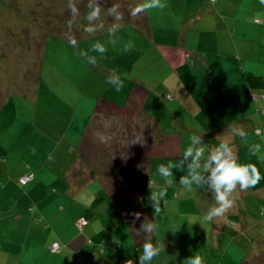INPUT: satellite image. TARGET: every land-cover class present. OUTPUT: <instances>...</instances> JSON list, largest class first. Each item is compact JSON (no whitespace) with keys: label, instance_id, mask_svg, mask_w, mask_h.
Wrapping results in <instances>:
<instances>
[{"label":"crops","instance_id":"obj_1","mask_svg":"<svg viewBox=\"0 0 264 264\" xmlns=\"http://www.w3.org/2000/svg\"><path fill=\"white\" fill-rule=\"evenodd\" d=\"M133 1L132 7L141 2ZM164 2L167 7L133 17V23L143 27L157 43L162 60L185 69L187 90L200 100L189 99V114L194 117L193 110L199 112L206 107L202 111L204 115L197 120L200 129H193L184 120L174 126H163L155 117L139 118L138 113L139 119L130 120L120 109L123 105L120 98L114 96L112 103L98 100L95 104H83L78 106L80 116H77L76 108L66 119H53L51 128L27 133L23 137L26 139L24 146L5 149L1 146L0 264H125L127 259L139 264L145 234L136 236L135 229L144 222L145 216L153 219V208L148 199L151 189L147 187L146 198H136L133 194L136 192L119 178L120 168L147 174L153 191L166 188L161 201L166 211L156 217L159 230L153 234V243L159 242L161 252L152 264H188V261L183 263L180 256L182 251L189 250L185 241L193 238L191 247L194 252H200V248L205 247V236L199 235V226L193 230L189 226L186 231L177 229L176 238L171 225L185 217L187 224L195 226L201 220L206 230L203 217L211 208L210 191L195 186L192 191L185 190L179 179L186 174V167L184 171L173 169V175L168 178L171 184H166L155 171L160 164L178 166L182 152L190 142L189 137L196 131H202L206 156L224 139H215L213 131L220 132L231 126L241 127L248 133L247 143L232 135L228 142L240 162L256 164L262 179L254 188L234 194V207L227 213L229 215L216 219L212 228L214 236L207 244L217 251L226 244L221 264H227L225 258L232 244L239 243L238 232L248 240L253 231L248 224H241L237 231L231 228L227 231L226 222L222 220L238 215V198L241 201L244 195L248 196L249 202L264 204V161L248 152L253 143H260L264 151V140L255 134L257 127L264 131V5L260 0H215L213 4L209 0ZM126 19L124 16L122 26ZM171 43L175 45H169ZM171 81L174 82L172 91H184L183 84L177 79L173 77ZM174 95L177 103L185 98L183 93ZM168 102L171 108L176 104ZM210 106L214 110H210ZM133 108L131 114L137 110L135 106ZM82 126H85L84 131ZM100 128L99 133L104 136L107 128H128L131 133L135 132L132 153L129 156L119 154V160L108 154L113 157L109 158L110 162L105 158L101 163L103 166L89 162L87 155L99 159L103 153L107 154L105 148L109 147L108 153L112 150V154L115 148L110 141L109 146L93 142L91 149L82 153L87 133L92 129L98 139L96 134ZM123 135L126 139V133ZM106 137L112 138L109 133ZM122 146L126 150L124 140ZM50 153L54 157L51 162L48 160ZM27 174H32L33 179L21 185L19 178ZM192 194L196 195L192 197ZM135 212H140L141 217L133 224ZM254 214L249 210L248 215ZM80 217L86 224L79 231L75 221ZM247 220L246 215L245 222ZM223 228L227 235L220 232ZM185 235L191 237L185 239ZM52 243L59 244L58 253L49 251ZM263 244L259 243L262 249Z\"/></svg>","mask_w":264,"mask_h":264},{"label":"rangeland","instance_id":"obj_2","mask_svg":"<svg viewBox=\"0 0 264 264\" xmlns=\"http://www.w3.org/2000/svg\"><path fill=\"white\" fill-rule=\"evenodd\" d=\"M133 2V0H101L102 7L105 8L110 7L111 3H119L121 11L127 17L124 26L116 33L119 43L113 47L107 43V28L112 23V18L102 12L101 19L105 22L104 30L91 35L84 32L81 26L87 25V0H77L80 10L78 25L80 26L73 25V33L77 39V47L74 48L65 38L67 22L71 18L67 7L68 0H0V148L1 146L3 149L20 147L22 144L24 146L26 139L23 137L27 133L36 129L42 130L45 127L51 128L52 121L56 117L66 119L70 113H75L76 108L77 116H80L81 110L78 106L95 104L98 100L112 103V99L116 96L123 103L120 109L130 120H136L138 115L139 118L152 116L163 126L167 124L174 126L184 120L193 129H200L197 126V120L204 115L202 111L206 107L203 106L199 112L193 110L194 117L189 114L187 107L189 99L200 100L187 90L189 84L186 71L183 67L176 68L165 59L162 60V52L158 49L157 43L150 39L149 33L143 27L133 23V17L129 13ZM83 39L86 40L80 41ZM129 40L134 47L128 52L122 51L123 44ZM96 41L105 43L107 51L103 55L90 53L97 56V62L89 64L85 57L78 55V52L89 50ZM194 45L197 47L196 44ZM113 73L123 81V88L119 92L107 82ZM173 77L183 84V92L171 90V88L174 89V82L171 81ZM174 93L180 95L183 93L185 98L177 103ZM205 100L209 101L208 98ZM168 101H174L176 104L171 108ZM134 106L137 110L131 114ZM209 109L214 110L212 106ZM167 116L170 117L164 120ZM172 118L174 121H170ZM205 123L208 127V122ZM98 126L96 124V127ZM84 129L85 126H82L81 130L84 131ZM106 130L105 136L109 133L112 137L106 142L101 143L99 138L96 139L91 129L83 143L82 153H85L93 142L106 145L110 141L115 147L113 154L112 150L108 153L109 147L105 148L104 152L107 154L103 153V157L99 159L92 158L95 155L84 154L95 166H103L101 163L105 161V158L109 161V158L113 157L108 154L114 155L118 160L121 156L119 154L124 153L129 156L133 150V143L136 141V133L132 132L133 135L130 132L131 129L107 128ZM101 131L102 128L97 132ZM132 131L135 130L132 129ZM123 133H126V139ZM201 133L202 131H196V134ZM213 135L215 139L224 137L223 141H229L230 127L220 132L213 131ZM122 138L126 150L123 149ZM148 189L143 194H133L136 198H146ZM209 198L212 200L210 203L212 207L215 201L211 192ZM241 199L240 201L238 198V215L222 221L226 222L227 231L229 228L237 231L241 224L244 226L248 224L253 231L247 241L244 234L238 232L237 242L239 243L232 244L225 262L227 264H257L254 262L257 260L258 264H264V247L262 249L259 246L260 242L264 243V216L261 214L264 204L249 202L248 196L245 195ZM249 210L254 211L255 214L248 215ZM165 211L161 206L160 212L165 213ZM172 214L178 216L179 213L172 212ZM226 215L229 214L226 213L224 216ZM246 215L248 220L245 222ZM212 223H214L213 226ZM215 223L216 220L206 223V230L201 220L196 226L193 223L187 224L185 217L172 223L176 238H178L177 229L186 231L189 226L192 230L199 226V235L205 236V247L200 248V252H194V247H191L194 244L193 238L185 241L189 245V250L181 252L183 263H186L194 254H201L205 264H221L222 257L226 253V244L220 251L207 244L214 236L212 228L215 227ZM225 229H221L220 232L227 235L228 232ZM189 237L191 235H185L183 238Z\"/></svg>","mask_w":264,"mask_h":264},{"label":"clouds","instance_id":"obj_3","mask_svg":"<svg viewBox=\"0 0 264 264\" xmlns=\"http://www.w3.org/2000/svg\"><path fill=\"white\" fill-rule=\"evenodd\" d=\"M264 5V0H260ZM87 25L83 27V31L88 34H94L97 31H102L105 28V22L101 19V13L104 12L107 17L112 18V23L107 28L108 40L107 43L115 47L119 43V38L116 33L121 29V21L124 14L121 11L119 3H111L110 7H102L101 0H87ZM67 7L70 10L71 18L67 22V32L65 38L72 47H77V39L73 33V25L77 24L80 17V10L77 6V0H68ZM167 4L164 0H141L140 3L129 9L130 16L137 17L152 9H164ZM80 26V25H78ZM134 47L131 40L123 44L122 51L128 52ZM107 51L105 43L96 41L89 50L79 51L78 55L85 57L89 64L97 62L96 55L90 53H98L103 55ZM113 85L117 92L123 88V81L118 75L113 73L107 81ZM255 134L264 140V131L260 127L255 129ZM230 135L238 136L242 141L247 143L248 133L241 127L231 126ZM100 141L106 142L107 137L101 133H97ZM189 144L183 150L179 165L160 164L157 171L160 176L165 179L166 184H171L172 181L168 178L173 175V169L184 171L186 174L179 179V184L187 191H192L193 186L197 189H207L214 197L215 204L204 215L203 221L206 223L214 222L217 218L223 217L235 205V193L246 192L250 188H254L262 179L259 168L254 163H242L234 149L228 141H222L218 146L211 149L205 156L206 147L203 143L202 134H192L189 137ZM248 152L251 156L264 161V151L260 143H253L249 146ZM48 160L51 162L54 157L50 153ZM148 187L151 189V194L148 197L151 207L153 208V219L149 220L145 216L144 222L141 223L138 229H135L136 236L144 235L143 253L139 255V264H152V261L161 252V245L157 241L153 243V234L159 230V225L156 222V217L161 211V201L166 195V188L159 191L152 190V183L149 181ZM133 224L141 217L140 212L132 214ZM119 243V241H114ZM125 264H134L132 259L125 260ZM188 264H205L204 257L200 254H194L188 258Z\"/></svg>","mask_w":264,"mask_h":264},{"label":"water","instance_id":"obj_4","mask_svg":"<svg viewBox=\"0 0 264 264\" xmlns=\"http://www.w3.org/2000/svg\"><path fill=\"white\" fill-rule=\"evenodd\" d=\"M118 176L122 182L137 194H143L149 184L148 175L128 168H120Z\"/></svg>","mask_w":264,"mask_h":264},{"label":"built area","instance_id":"obj_5","mask_svg":"<svg viewBox=\"0 0 264 264\" xmlns=\"http://www.w3.org/2000/svg\"><path fill=\"white\" fill-rule=\"evenodd\" d=\"M209 2L211 4H213L215 2V0H209ZM33 179V175L32 174H27L24 175L22 177L19 178V183L21 185H25L26 183L30 182ZM261 214L264 216V210L261 212ZM86 224V221L84 220V218L80 217L75 221V226L77 227V229L80 231L82 230V228L84 227V225ZM49 251L51 253H58L60 251V247L58 243H52L49 247H48Z\"/></svg>","mask_w":264,"mask_h":264}]
</instances>
